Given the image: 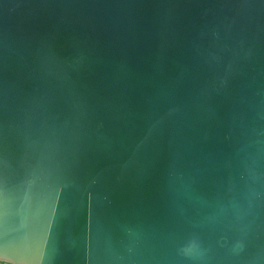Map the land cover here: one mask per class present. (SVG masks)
<instances>
[{
  "label": "water",
  "instance_id": "obj_1",
  "mask_svg": "<svg viewBox=\"0 0 264 264\" xmlns=\"http://www.w3.org/2000/svg\"><path fill=\"white\" fill-rule=\"evenodd\" d=\"M0 262L264 264V0H0Z\"/></svg>",
  "mask_w": 264,
  "mask_h": 264
},
{
  "label": "flooded vegetation",
  "instance_id": "obj_2",
  "mask_svg": "<svg viewBox=\"0 0 264 264\" xmlns=\"http://www.w3.org/2000/svg\"><path fill=\"white\" fill-rule=\"evenodd\" d=\"M0 264H9V263H3V262H0Z\"/></svg>",
  "mask_w": 264,
  "mask_h": 264
}]
</instances>
